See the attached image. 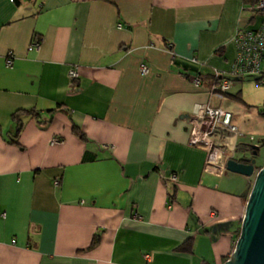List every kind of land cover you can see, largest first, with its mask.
<instances>
[{
    "label": "crops",
    "instance_id": "obj_1",
    "mask_svg": "<svg viewBox=\"0 0 264 264\" xmlns=\"http://www.w3.org/2000/svg\"><path fill=\"white\" fill-rule=\"evenodd\" d=\"M247 8L244 0H0V264L231 256L254 179L206 172L189 119L208 101L234 111L231 96L211 95L210 75L231 69L237 31L261 21ZM35 39L39 48H30ZM234 122L241 128L235 113ZM189 238L191 251H180Z\"/></svg>",
    "mask_w": 264,
    "mask_h": 264
},
{
    "label": "built area",
    "instance_id": "obj_2",
    "mask_svg": "<svg viewBox=\"0 0 264 264\" xmlns=\"http://www.w3.org/2000/svg\"><path fill=\"white\" fill-rule=\"evenodd\" d=\"M14 1V0H13ZM253 18L262 15V20L258 25L250 28H240L235 35V45L237 49L236 59L229 71L216 70L215 74L219 78L212 84L210 92L212 96L219 99L225 98L232 89L234 79H243L247 76H257L261 84H264V0L249 6ZM172 44L169 43V46ZM40 40L35 39L30 48H39ZM14 59L13 52H9L7 66H12ZM148 64L141 65V72L148 73ZM70 78H78V71L72 68L69 72ZM196 86H202V80L196 76L194 78ZM191 125L190 144L206 149L205 171L214 175H222L227 170V161L239 156L238 150L247 149L246 136L240 126L234 122L233 111L222 106H216L210 101L197 103L189 119ZM255 137L250 135L249 141ZM53 139L52 142H57ZM170 182L178 181L177 173L171 172L168 176ZM57 183V182H56ZM15 241V240H14Z\"/></svg>",
    "mask_w": 264,
    "mask_h": 264
},
{
    "label": "water",
    "instance_id": "obj_3",
    "mask_svg": "<svg viewBox=\"0 0 264 264\" xmlns=\"http://www.w3.org/2000/svg\"><path fill=\"white\" fill-rule=\"evenodd\" d=\"M250 156L227 161V170L254 177L240 235L231 256L223 264H264V164L256 166L262 146L252 144ZM248 188V189H249Z\"/></svg>",
    "mask_w": 264,
    "mask_h": 264
},
{
    "label": "rangeland",
    "instance_id": "obj_4",
    "mask_svg": "<svg viewBox=\"0 0 264 264\" xmlns=\"http://www.w3.org/2000/svg\"><path fill=\"white\" fill-rule=\"evenodd\" d=\"M249 6L252 5L248 4V7ZM257 15L259 18L263 17L260 14ZM256 79L257 76H247L243 79H234L232 89L230 91L231 93L241 91L243 99L248 104H251V107H247L239 101L229 102L231 103V109L234 110L233 112L235 113L237 121L241 123V130H243L246 134V137L244 138L250 142L249 137L250 135H253L255 139L252 141V143L262 146L261 154L258 157L256 163V166L260 167L264 164V116L260 114L264 108V84L259 83ZM258 122L259 124H257ZM251 153L252 150L250 149L238 150L239 156H250ZM227 172L228 170L224 171L223 174ZM254 177L251 178L254 179ZM248 187L249 185H246L245 190L249 191Z\"/></svg>",
    "mask_w": 264,
    "mask_h": 264
},
{
    "label": "trees",
    "instance_id": "obj_5",
    "mask_svg": "<svg viewBox=\"0 0 264 264\" xmlns=\"http://www.w3.org/2000/svg\"><path fill=\"white\" fill-rule=\"evenodd\" d=\"M16 1H17V0H14V2H16ZM106 1H114V0H106ZM244 2H245L246 4L254 5V4L257 2V0H244ZM253 19H254V18H253ZM261 20H262V18H261ZM168 46H169V45H168ZM169 47L172 49L173 46L171 45V46H169ZM175 61L177 62V60H175ZM197 76L201 78V80H202V84H204V83H205V77H204L201 73H198ZM210 76H211V80H210V83H209V87H211L213 83H215L216 81L219 80V78L216 76L215 73L211 74ZM76 82H77L76 79L72 81V86H73V88H75ZM258 82H260V81L258 80ZM226 95L231 96L235 101H239L240 103L244 104V105L247 106V107H251V106H252L251 104H248V103L243 99V97H242V92H241V91H238V92H236V93H231V92H229V93L226 94ZM226 95H225V96H226ZM50 111L53 112L54 109H51ZM25 114L35 116V117L38 119V122H39L40 124H42V125H45V124H47V123L49 122V120L41 119L40 116H39V115H40V112H38L37 110H34V109H28V110L23 111V115H25ZM260 114L264 116V108L262 109V112H260ZM14 117H15V120L17 121V129H16V132H15V134H14V137L11 139V142H12V143H18L17 138H18V136H19V134H20V131H21V129H22V126H23V121H22V118H21V117H22L21 112L16 113ZM73 130H74L75 134H76L78 137H80L82 140H84V141H89L88 136L86 135V133L84 132V130H83L80 126L74 124V126H73ZM245 137H246V136H245ZM244 139H245V138H244ZM245 142H246L245 145H246L247 149L252 150V148H251V146H252V144H253L252 141H250V142L245 141ZM238 157H239V156H238ZM174 192H176V185H175ZM174 194H175V193H172L171 196L173 197ZM239 235H240V230L237 232L236 240L238 239ZM99 239H100V235L96 233L95 236L93 237V240H92L91 246L96 245V244L99 242ZM192 242H193V241H192V238H189L188 240H186L185 242H183V243L179 246L178 249H179L180 251H191V249H192ZM235 244H236V242H235ZM234 248H235V245H234ZM233 250H234V249H233ZM227 259H228V258H226V260H227Z\"/></svg>",
    "mask_w": 264,
    "mask_h": 264
}]
</instances>
